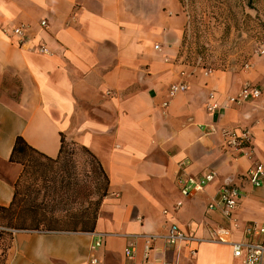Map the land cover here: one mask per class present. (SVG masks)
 <instances>
[{
  "label": "crops",
  "instance_id": "0c3cea01",
  "mask_svg": "<svg viewBox=\"0 0 264 264\" xmlns=\"http://www.w3.org/2000/svg\"><path fill=\"white\" fill-rule=\"evenodd\" d=\"M181 8L177 0H0V207L11 204L23 168L10 160L17 136L51 158L62 137L83 146L108 178L91 230L0 226L13 230L0 264H242L229 244L208 240L227 223L207 206L222 185L237 186L238 227L229 238L241 240L249 223L264 225V184L255 187L245 175L264 165V55L237 70L190 65L181 53ZM21 24L27 30L19 45L11 29ZM183 70L188 89L169 97ZM245 82L261 95L229 104L226 97ZM209 91L221 105L212 113ZM225 130L247 131L251 151L227 145ZM206 171L214 180L183 197L178 174ZM172 224L194 239L166 243ZM96 233L102 243L91 249Z\"/></svg>",
  "mask_w": 264,
  "mask_h": 264
},
{
  "label": "rangeland",
  "instance_id": "374dc122",
  "mask_svg": "<svg viewBox=\"0 0 264 264\" xmlns=\"http://www.w3.org/2000/svg\"><path fill=\"white\" fill-rule=\"evenodd\" d=\"M177 1L186 16L181 53L190 65L237 70L243 69L251 58L260 56L258 50L264 44V0ZM103 185L102 172L95 160L80 145L69 144L59 162L40 160V164L31 165L19 176L17 203L0 210V226L41 229L61 226L31 222L28 218L31 207H36L37 214L44 212L59 218L87 208V217ZM7 234L0 228V261L8 243Z\"/></svg>",
  "mask_w": 264,
  "mask_h": 264
},
{
  "label": "built area",
  "instance_id": "2783aa9c",
  "mask_svg": "<svg viewBox=\"0 0 264 264\" xmlns=\"http://www.w3.org/2000/svg\"><path fill=\"white\" fill-rule=\"evenodd\" d=\"M40 26H46V21H40ZM27 27L24 25L13 26L11 29V36L18 37L19 45H22L23 39ZM158 48V45H156ZM36 49L39 53L49 54L48 48L44 44H38ZM259 55H264V44H262L258 50ZM212 69H205V73H210ZM179 80L173 82L168 87V96L173 97L179 92H183L188 89L187 78L189 73L181 71L179 73ZM261 95L260 89L252 83L245 82L241 89L235 95L226 97V101L230 104H241L253 99L258 98ZM215 91H209L206 103V110L209 113L215 112L220 108V103L216 100ZM210 132L215 131L213 126L208 127ZM223 137L227 145L232 146L234 149L241 151L242 153H248L250 149V135L247 131H242L240 134H236L234 131L225 130L222 132ZM246 177L248 181L255 187H260L264 184V165L261 163H254L246 171ZM215 173L212 171H206L200 176H192L189 174H178L176 182L180 194L185 197H191L194 194L202 191L204 187L214 180ZM240 197V189L237 186L224 184L219 190L217 197L208 204L207 209H220L223 218L226 220V228L221 227L218 231L210 234L209 241L229 244L232 248V253L235 257L242 259V264H264V240L257 239V236H264V225H258L255 222L249 223L243 229V236L241 240L232 241L229 238V232L233 228L238 227V222L234 217V211L238 206V199ZM182 205V201L176 202L175 207L178 208ZM166 212V211H165ZM4 229V228H3ZM13 231L12 229H7ZM104 234L96 233V239L91 245V249L99 247L102 243V237ZM147 240L155 238V236H146ZM162 238L166 243L170 245H178L181 242L193 240L194 237L183 232L176 224L170 225L168 231ZM196 239V238H195ZM197 240V239H196ZM145 256L148 255V246ZM133 246L129 244L124 249L126 257L131 258L133 256ZM91 263H97V259L92 257Z\"/></svg>",
  "mask_w": 264,
  "mask_h": 264
},
{
  "label": "trees",
  "instance_id": "16d2710c",
  "mask_svg": "<svg viewBox=\"0 0 264 264\" xmlns=\"http://www.w3.org/2000/svg\"><path fill=\"white\" fill-rule=\"evenodd\" d=\"M72 143H74V142H66L64 140V138L62 137L59 152H58L57 156L55 158H51V157L43 154L42 152L36 150L35 148L31 147L29 144H27V142L21 136H17L15 139L12 151H11L10 160L18 162L23 166L21 174H20V176H21L24 173H26V170L31 165L40 164V160L47 161L50 163L59 162L63 158L64 153L66 152V146L69 144H72ZM81 148L84 151H86L87 153H89V155L92 157V159L95 160L97 166L99 167L100 171L102 172V176H103V180H104V185H103V187H102V189L98 195L97 200L94 202L93 210L87 215V217H85L87 214L86 213L87 208H85V209L81 210L76 215H68V216L63 215V217L61 216L59 218V217H55L52 215L47 216L46 213H44V212L37 214V212H36L37 209H35L36 207H31L30 208L31 214L28 216V218L30 219L31 222H34L36 224L40 223V222H44L47 224L52 223V224H61V225H72L73 227H75L76 225H79L81 230H91L92 229L94 220L97 216V212L99 209L100 202H101L102 198L107 194L108 178H107L105 172L103 171L99 161L96 159V157L89 150H87L85 147L81 146ZM17 193L18 192L16 190V185H15V193H14V197H13L11 204L6 208L0 207V210H5L8 208H11L12 205H15L17 203ZM81 195H84L83 191H81ZM22 209H23L22 207L21 208L19 207V211L20 210L23 211ZM88 216H89V218H88Z\"/></svg>",
  "mask_w": 264,
  "mask_h": 264
}]
</instances>
